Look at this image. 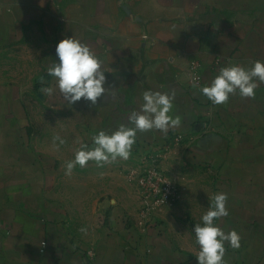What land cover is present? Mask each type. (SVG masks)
Instances as JSON below:
<instances>
[{
	"label": "crops",
	"instance_id": "crops-1",
	"mask_svg": "<svg viewBox=\"0 0 264 264\" xmlns=\"http://www.w3.org/2000/svg\"><path fill=\"white\" fill-rule=\"evenodd\" d=\"M8 1L1 0L7 17L44 28L53 44L48 68L59 63L57 44L70 37L102 62L111 91L96 105L69 104L60 93L51 102L64 107L65 122H81L89 147L99 131L128 124L144 91L175 92L170 115L181 125L137 133L131 153H165L162 168L179 197L142 226L133 186L121 189L119 179L106 177L120 165L88 163L98 171L99 198L90 219H73L56 194V157L34 142L18 87L0 84V264H198L194 226L218 192L228 195L229 215L216 225L241 236L238 249L225 243V261L264 264V83L254 99L237 92L222 105L200 91L222 67L264 62V0ZM176 133L184 139L167 152Z\"/></svg>",
	"mask_w": 264,
	"mask_h": 264
},
{
	"label": "clouds",
	"instance_id": "clouds-1",
	"mask_svg": "<svg viewBox=\"0 0 264 264\" xmlns=\"http://www.w3.org/2000/svg\"><path fill=\"white\" fill-rule=\"evenodd\" d=\"M56 56L59 63L51 65L47 72L50 77L55 78L56 87L69 104L84 99L91 105H96L101 97L111 91L105 87L106 76L102 62L87 44L73 37L62 39L56 46ZM260 83H264V62L257 60L250 68L239 64L222 67L210 85L203 86L200 91L214 105H222L237 92L242 98L254 99L255 90ZM53 91L52 87L41 89V92L47 95H51ZM174 100V91H144L143 104L139 111L131 112L128 124L121 123L110 134L104 130L99 131L92 137L94 147L81 143L75 150L74 159L66 162L65 175L71 176L77 165L83 168L89 161L103 166L105 163L115 162L118 158L129 159L137 133L154 129L167 133L170 128L179 127L181 117L170 115ZM57 140L60 144L64 143L56 136L54 147ZM211 201V206L202 216V224L194 226L196 243L199 245L196 259L198 264H227L224 259L225 243L233 249H238L241 246V236L236 230L226 233L215 223L216 220L229 215L227 193L218 192L211 197Z\"/></svg>",
	"mask_w": 264,
	"mask_h": 264
},
{
	"label": "rangeland",
	"instance_id": "rangeland-1",
	"mask_svg": "<svg viewBox=\"0 0 264 264\" xmlns=\"http://www.w3.org/2000/svg\"><path fill=\"white\" fill-rule=\"evenodd\" d=\"M4 5L5 3L2 4L0 0V84L18 87L25 111L30 118V129L35 133L34 142L42 151L56 157V194L66 201L73 219L79 217L81 221L86 222L88 218L90 219L99 198L95 183L98 171L96 165L88 168L77 165L71 176L65 175L66 162L74 159L75 150L81 143H85V139L80 132L81 122L76 121V117L72 122H65L62 119L65 113L64 107H61L59 102L58 105L54 102L55 106L51 103L53 99H58L60 92L54 90L51 95L41 92L42 88L52 86L47 70L48 56L53 44L37 20L28 18L27 22L18 24L15 16L7 17L6 12L1 10ZM56 136H59L64 143L60 144L57 140L54 147ZM145 155V153H131L127 160L118 158L115 162L105 163L115 167L120 165L115 168V174H112V169L105 170L110 172L106 177L119 179L121 189L128 185L133 192L134 186L127 181V175L131 170L141 167ZM163 161L164 158L160 157L161 166ZM87 178L90 179L89 182ZM139 202L140 210L141 200Z\"/></svg>",
	"mask_w": 264,
	"mask_h": 264
},
{
	"label": "built area",
	"instance_id": "built-area-1",
	"mask_svg": "<svg viewBox=\"0 0 264 264\" xmlns=\"http://www.w3.org/2000/svg\"><path fill=\"white\" fill-rule=\"evenodd\" d=\"M191 70L194 72L193 83L199 85L201 77L198 74V65L196 62L191 63ZM184 135L176 133L173 135L167 152L170 151L171 145H177L183 141ZM139 169L131 170L128 175V181L134 186L136 195L141 200L139 210L140 223L145 226L147 219L156 211L164 207L172 206L178 199L179 193L177 185L172 177L162 168L160 157L162 154L145 153ZM45 243H42V250Z\"/></svg>",
	"mask_w": 264,
	"mask_h": 264
}]
</instances>
